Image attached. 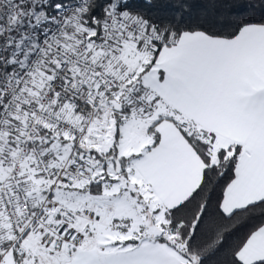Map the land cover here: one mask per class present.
<instances>
[{"label": "snow or ice", "instance_id": "obj_1", "mask_svg": "<svg viewBox=\"0 0 264 264\" xmlns=\"http://www.w3.org/2000/svg\"><path fill=\"white\" fill-rule=\"evenodd\" d=\"M0 0V264H264V0Z\"/></svg>", "mask_w": 264, "mask_h": 264}, {"label": "trees", "instance_id": "obj_2", "mask_svg": "<svg viewBox=\"0 0 264 264\" xmlns=\"http://www.w3.org/2000/svg\"><path fill=\"white\" fill-rule=\"evenodd\" d=\"M192 11L194 16L206 15L207 17H213L223 12L224 8L214 6L212 0H194Z\"/></svg>", "mask_w": 264, "mask_h": 264}]
</instances>
